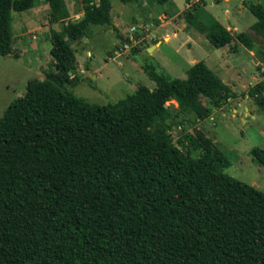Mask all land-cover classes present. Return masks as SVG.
Listing matches in <instances>:
<instances>
[{
	"label": "trees",
	"instance_id": "trees-1",
	"mask_svg": "<svg viewBox=\"0 0 264 264\" xmlns=\"http://www.w3.org/2000/svg\"><path fill=\"white\" fill-rule=\"evenodd\" d=\"M44 1L49 22L68 17L63 0ZM260 1L245 6L264 40ZM80 2L82 18L50 37L52 71L29 81L0 118V264H264V192L226 175L227 160L201 130L171 144L164 121L168 100L202 121L238 94L199 62L187 80L145 64L156 87L114 103L76 99L65 92L76 74L68 39L110 26L112 0ZM33 6L0 0V55L11 52L12 12ZM200 32L216 49L233 42L218 23ZM246 94L264 111L263 81ZM251 156L264 166L263 149Z\"/></svg>",
	"mask_w": 264,
	"mask_h": 264
},
{
	"label": "rangeland",
	"instance_id": "rangeland-1",
	"mask_svg": "<svg viewBox=\"0 0 264 264\" xmlns=\"http://www.w3.org/2000/svg\"><path fill=\"white\" fill-rule=\"evenodd\" d=\"M37 1L35 0V3ZM185 1L178 0L175 3L179 6L182 5L184 9ZM213 1L204 0V5H201V3L198 5L196 4L197 1H191V5H195L192 6L194 9L190 10L191 16L188 18L187 13H183L182 17L184 18L185 16L188 25L198 30L201 28L209 30L214 23H218L224 29L235 26L237 29L236 34H249L250 26L254 24L255 18L248 11L242 12L241 15L237 16L231 15L230 21H228L223 14L226 4L224 6L217 3V7L214 9L210 7V3H213ZM250 1L247 0V3ZM260 2L264 5V0ZM148 3L149 8L155 12H164L165 9L170 8L168 3L161 5L155 0H148ZM27 13H31V10L27 11ZM27 13L24 15H27ZM20 17L19 14L12 12L11 46L13 50H16L17 46H19L15 34H17L21 25L20 22H17ZM102 29H108V27L91 26L89 32H94L95 34L90 36L89 33V36L75 42L63 36V38L68 39L76 57L75 81L66 86L67 90L65 89V92H71L76 99L89 105H105L125 99L133 94L139 85L147 88L155 87L143 71L145 64L155 67L152 62L153 58H149L145 50H143L134 56L131 55L130 61H127L124 57L108 60V52L112 51L113 45L120 42V40L115 32L105 31V33H101ZM130 31L138 34L135 27H132ZM35 34L36 40L34 41L39 44L45 42V36L48 33L37 32ZM248 36L252 39L250 34ZM30 40L31 37L28 36L26 41ZM250 41L247 40L249 44L251 43ZM208 43L211 45L210 42ZM252 45L255 53L258 51L260 55H264L262 51L264 40L255 38ZM139 46L140 44L130 47L124 56L130 55L132 49L139 48ZM231 47L226 46L224 47L225 49H215L211 45L210 50L206 53L208 56L204 61L214 74V77L223 80L243 100L247 97V86L253 84V77H257L255 59L249 56L247 50L241 46H237L235 52H230L226 56L227 52L225 50L230 51ZM87 51L91 52V56H87ZM160 52L167 56L169 54V50L164 47L160 49ZM196 53L197 56L201 54L200 52ZM16 60L18 61H14L10 55H0V118L6 108L25 93V87L29 81L35 79L42 81L44 75L39 76L41 70H44L45 73L50 70V55L44 50L38 52V54L31 55V57L30 55H21ZM120 63L125 65L124 69L120 67ZM132 68L134 71H132ZM227 68L230 71L227 72ZM37 70H40L39 74L35 75ZM156 71L167 75L160 68L156 67ZM167 76L171 79H188L186 68L183 66L172 70V73ZM95 77L98 78L96 79ZM201 101L203 105L210 108L207 100L202 98ZM232 102L233 100H227L217 109L211 111V118L205 121H197L191 114H185V111L180 110L174 100H168L166 102L167 106L171 104L174 106V111L171 109L168 112V117L164 120L167 124L172 123V128L168 130L171 144L176 145L180 138L187 134L194 135L196 130H201L205 136L216 144L221 156L227 160L228 166L224 169L226 175L264 192V166L255 163L251 156V150L254 147H260L264 150V111L256 104H251L248 107L244 105L236 106L234 105L235 102ZM247 108L250 109L249 112L246 111Z\"/></svg>",
	"mask_w": 264,
	"mask_h": 264
},
{
	"label": "crops",
	"instance_id": "crops-1",
	"mask_svg": "<svg viewBox=\"0 0 264 264\" xmlns=\"http://www.w3.org/2000/svg\"><path fill=\"white\" fill-rule=\"evenodd\" d=\"M80 1L81 0H63L68 13V17H66L64 20H61L59 22H49V13H48L49 9L47 3L44 0H38L37 3H35L34 0V6L32 9H30L31 13L28 14L27 11L22 13H17L19 14V16H21L17 20V22H20L21 25L19 30L17 31V34H15L19 46H17L16 50H13L11 46V52L9 55L13 57L14 61H18L16 59H19L21 55L22 56L30 55L31 57V55L38 54V52L43 50L49 53V50L51 48V42H50L51 35L53 33L64 32V27H66L68 23L78 21L79 19L82 18L84 12L82 10ZM177 1L178 0H169L168 2H165L161 5H165L168 3L170 8H168L167 10L165 9L164 12H155L151 8H149L148 0H137L134 3H123L118 0H112L111 9L109 13L111 25L107 26L108 29H102L101 33H105V31L114 33L112 28L114 27L118 30V33L122 38L129 39L130 36H132L130 29L132 27H135V29H137L138 34L140 33V35H138L137 33L134 34L135 36H137L138 40L140 41V46L139 48H137L138 50L137 53H141L143 50H145L149 58H153L152 62L155 65V67L165 71L167 75L172 73V70L177 69L179 66H183L184 68H186V75L188 78L189 70L193 65L199 62H203L205 64L204 59H206V57L208 56V54L206 53L207 51L210 50L209 48H211V45H209L207 39L205 38L204 34L200 32V30H198L195 27L193 28L191 25L189 26L185 16L184 18L182 17V15L187 13V10L190 11L194 9L192 8V6L195 5L194 4L191 5L192 4L191 1H197L196 4L200 5L201 3L202 5L204 3V0H186L184 3V9L182 5L179 6L175 3ZM217 3H220L221 5L224 6L226 4L223 10V14L226 20L228 21H230L231 15L237 16V15H241L242 12L248 11V9L245 6L247 0H238V1L214 0L213 3H210V7L215 9L217 7ZM26 13L27 15H24ZM255 22H256V18H255ZM252 25L250 26V31H249V34L251 35L252 39H250L248 36L249 34L246 33L236 34L237 29L235 26L226 28V30L229 31L230 34L232 35L233 42L230 44V47L232 46L230 51L225 50L227 52L225 55L227 56L228 54H230V52H235L236 47L241 46L243 49L247 50L249 56L255 59V68L257 70V77L252 78L253 84L247 86L248 88L261 81L264 82V55H260L258 51H256L255 53L252 45L255 38L262 39V37L256 34L251 29ZM92 26H97V25H92ZM10 28H11V21H10ZM90 28L91 26L85 31V37L89 36V33L90 36L91 34L93 35L95 34L94 32L93 33L89 32ZM37 32L48 33L47 35L45 34L46 36L44 43L38 44L34 41L36 40L35 33ZM28 36L31 37L30 41H26V38ZM65 39L67 40V38ZM247 40L249 41L251 40L250 41L251 43L249 44ZM255 45L257 46V44ZM120 47H121L120 42H117L113 45L112 51L108 52L107 54L108 60H114L115 58L124 57L127 61H130L132 56L137 54V53H130V55L128 56H124L126 54L125 52L121 54H117L116 49ZM162 47L169 50L168 56L160 52V49ZM262 51L264 52V47H262ZM196 52H200L201 54L197 56ZM87 56H91L90 51H87ZM154 57H158V58L154 59ZM119 65L120 67H123V69L125 68L124 64L120 63ZM51 68H52V62L50 58L49 72L52 71ZM39 71L40 70H37V72L35 71L36 72L35 75H38ZM132 71H134L133 68ZM228 71H230L229 68H227V72ZM44 73H45L44 70H41L39 76L44 75ZM98 77L95 78L97 79ZM148 80L150 79L148 78ZM221 81L225 84L223 80ZM152 83L154 84V82ZM141 86L143 85L137 86L136 89ZM155 87L153 88L150 87L148 89L153 90ZM233 102H235L234 105L236 106L244 105L250 107L251 104H255L251 99L247 97L243 100H241L240 97H238ZM249 110H250L249 108L246 109L247 112H249ZM209 118H211V115Z\"/></svg>",
	"mask_w": 264,
	"mask_h": 264
},
{
	"label": "built area",
	"instance_id": "built-area-1",
	"mask_svg": "<svg viewBox=\"0 0 264 264\" xmlns=\"http://www.w3.org/2000/svg\"><path fill=\"white\" fill-rule=\"evenodd\" d=\"M140 44V41L138 40L137 36L134 35L132 32V36L129 38V42L127 44L121 45L120 48L116 50L117 54H121L123 52H126L130 49L132 46H137Z\"/></svg>",
	"mask_w": 264,
	"mask_h": 264
},
{
	"label": "water",
	"instance_id": "water-1",
	"mask_svg": "<svg viewBox=\"0 0 264 264\" xmlns=\"http://www.w3.org/2000/svg\"><path fill=\"white\" fill-rule=\"evenodd\" d=\"M122 4V3H121ZM171 108H172V110L174 111V106L171 104V105H169Z\"/></svg>",
	"mask_w": 264,
	"mask_h": 264
}]
</instances>
